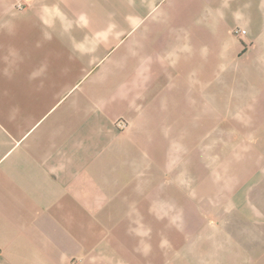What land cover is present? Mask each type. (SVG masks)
I'll return each mask as SVG.
<instances>
[{"label":"crops","instance_id":"crops-1","mask_svg":"<svg viewBox=\"0 0 264 264\" xmlns=\"http://www.w3.org/2000/svg\"><path fill=\"white\" fill-rule=\"evenodd\" d=\"M263 118L264 0H0V264H188L159 147Z\"/></svg>","mask_w":264,"mask_h":264},{"label":"rangeland","instance_id":"rangeland-1","mask_svg":"<svg viewBox=\"0 0 264 264\" xmlns=\"http://www.w3.org/2000/svg\"><path fill=\"white\" fill-rule=\"evenodd\" d=\"M261 133L264 129L256 130L249 140L247 131L196 129L189 146L159 147L160 165H171L162 160L169 153L175 174L185 175L181 181L176 175V186L187 193L175 204V225L159 227L160 233L172 236L167 255L176 257V263L264 264V191H253L264 187ZM236 140L251 146L230 143ZM214 141L223 144H210ZM251 158L256 170H240Z\"/></svg>","mask_w":264,"mask_h":264},{"label":"built area","instance_id":"built-area-1","mask_svg":"<svg viewBox=\"0 0 264 264\" xmlns=\"http://www.w3.org/2000/svg\"><path fill=\"white\" fill-rule=\"evenodd\" d=\"M246 32L245 29H241V30H236V33H240V34H244ZM120 125H125V123L123 121H120Z\"/></svg>","mask_w":264,"mask_h":264}]
</instances>
